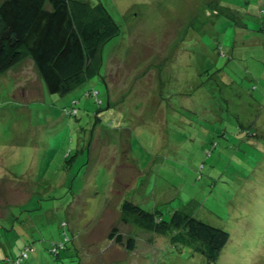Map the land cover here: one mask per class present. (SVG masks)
Segmentation results:
<instances>
[{"label": "rangeland", "instance_id": "rangeland-1", "mask_svg": "<svg viewBox=\"0 0 264 264\" xmlns=\"http://www.w3.org/2000/svg\"><path fill=\"white\" fill-rule=\"evenodd\" d=\"M82 1L120 33L81 83L50 93L31 56L0 75V264H264V0ZM124 200L230 241L210 263Z\"/></svg>", "mask_w": 264, "mask_h": 264}, {"label": "trees", "instance_id": "trees-1", "mask_svg": "<svg viewBox=\"0 0 264 264\" xmlns=\"http://www.w3.org/2000/svg\"><path fill=\"white\" fill-rule=\"evenodd\" d=\"M119 33L120 26L102 2L3 0L0 4V75L31 56L46 89L65 95L81 83L90 70L96 69L102 47ZM216 71L220 73L221 69ZM252 128L245 131L257 136V127ZM121 211L123 222L154 231L157 235L171 234V243L189 244L202 251L210 263L219 259L230 241L231 234L226 228L183 210L176 209L167 216L161 210L149 211L124 200ZM63 222L61 226L65 228ZM65 234L70 239L68 233ZM109 237L117 243H125L128 249L135 247L133 236L125 242L122 233L112 231ZM65 247L63 242L56 243L51 251L59 255L60 249ZM28 248L32 246L22 253L25 251L29 255ZM14 262L21 264L22 261L18 257Z\"/></svg>", "mask_w": 264, "mask_h": 264}, {"label": "built area", "instance_id": "built-area-1", "mask_svg": "<svg viewBox=\"0 0 264 264\" xmlns=\"http://www.w3.org/2000/svg\"><path fill=\"white\" fill-rule=\"evenodd\" d=\"M53 249H54V248H52V250H53ZM25 255H27V254H26V252L24 251V256H25Z\"/></svg>", "mask_w": 264, "mask_h": 264}]
</instances>
